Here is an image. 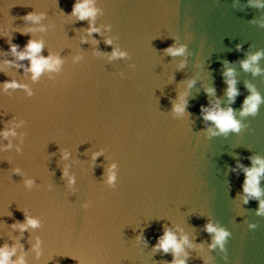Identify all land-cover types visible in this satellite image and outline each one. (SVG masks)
I'll list each match as a JSON object with an SVG mask.
<instances>
[{
    "label": "water",
    "instance_id": "1",
    "mask_svg": "<svg viewBox=\"0 0 264 264\" xmlns=\"http://www.w3.org/2000/svg\"><path fill=\"white\" fill-rule=\"evenodd\" d=\"M81 2L0 0L7 264H264V174L244 190L264 165V55L242 66L264 53V0H89L83 20ZM30 41L59 63L36 75ZM228 109L239 131L205 119Z\"/></svg>",
    "mask_w": 264,
    "mask_h": 264
},
{
    "label": "clouds",
    "instance_id": "2",
    "mask_svg": "<svg viewBox=\"0 0 264 264\" xmlns=\"http://www.w3.org/2000/svg\"><path fill=\"white\" fill-rule=\"evenodd\" d=\"M73 14H78L79 18L81 20L88 18L90 16L94 15V10L89 7V0H84V2L77 3L74 5L73 8ZM30 20L38 21L40 19L39 16L29 14L27 17ZM27 53H20V59H24L26 57L31 58V64H32V71L39 75V73L42 71V69L47 66L49 68L54 66V63H59V61H54L50 63L48 59L43 58H37V54L41 51L42 44L30 41L28 46ZM12 51L16 52V46L12 47ZM167 51L173 55H180L184 52V48H168ZM118 55H124L123 53H114ZM261 55H264V53H257L256 55L251 57L250 61H244L242 66L245 70H253L254 72H259V69H252V64L257 61ZM232 70H228V74L231 75ZM8 87H15V84H9ZM228 94L230 98H234L238 93L235 88V81L229 82V90ZM260 100L259 95H252L250 96L246 101V107L244 109L245 113H255L257 110L258 102ZM177 111H183L182 107H177ZM206 120H211L215 122L217 127L220 129L221 132H228L230 130L232 131H239V123L236 121L233 117L232 109H228L227 111H219V112H209L205 116ZM7 135V133H5ZM67 155V154H65ZM257 163H261L260 161H257ZM261 174H264V165H262L259 169H250L247 172V179L245 180V192L253 195V196H259L260 190L258 187L259 184V176ZM261 210L264 211V202L261 203ZM27 223L32 226H36L37 221L33 219H28ZM23 227V226H22ZM206 230L209 233H215L214 238V244L212 245L215 247L216 245H220L223 247L224 241L226 237L228 236V233L223 230L219 229L215 226H213L211 223H209L206 226ZM158 247L162 248L165 252H167L170 248L173 249L175 253H179L181 251V245L177 242L176 237L171 232H166L164 237L161 239L160 244ZM0 264H7L8 260V254L6 252L0 251ZM173 264H184V261H174Z\"/></svg>",
    "mask_w": 264,
    "mask_h": 264
}]
</instances>
